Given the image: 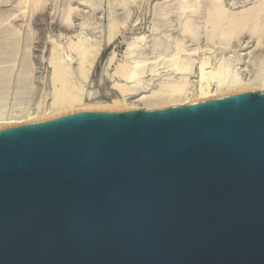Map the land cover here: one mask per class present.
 I'll use <instances>...</instances> for the list:
<instances>
[{"label": "water", "instance_id": "1", "mask_svg": "<svg viewBox=\"0 0 264 264\" xmlns=\"http://www.w3.org/2000/svg\"><path fill=\"white\" fill-rule=\"evenodd\" d=\"M0 264H264V89L0 126Z\"/></svg>", "mask_w": 264, "mask_h": 264}, {"label": "rangeland", "instance_id": "2", "mask_svg": "<svg viewBox=\"0 0 264 264\" xmlns=\"http://www.w3.org/2000/svg\"><path fill=\"white\" fill-rule=\"evenodd\" d=\"M211 3L241 16L244 32L212 34ZM253 19L263 23L264 0H0V121L49 109L57 60L68 64L64 78L81 89L85 103H108L111 81L132 85L136 80L133 85L146 88L141 94H153L154 103L167 102L171 82L178 81L185 89L180 99L195 92L203 73L202 81L209 76L211 85L238 78L258 83L252 90H263L259 83L264 77V33L251 34ZM187 21L199 30L198 37L182 32ZM85 44L98 45L100 51L89 69L79 71L77 46ZM126 62L137 66L138 76L130 83L121 67ZM127 99L126 104L138 103L136 96Z\"/></svg>", "mask_w": 264, "mask_h": 264}, {"label": "bare ground", "instance_id": "3", "mask_svg": "<svg viewBox=\"0 0 264 264\" xmlns=\"http://www.w3.org/2000/svg\"><path fill=\"white\" fill-rule=\"evenodd\" d=\"M214 3V2H213ZM219 3V2H218ZM212 4V3H211ZM213 5V4H212ZM220 4L215 3L211 9H213V17L215 18V21H213V23H211L212 26V30L213 33L212 34H218L223 35V36H230L229 34H234L237 36H240L242 34V31L245 29L244 25H241L243 22L241 20V22H239L240 20H238V18H236L235 16H232L230 14H228V12H226L222 6H219ZM208 7V6H207ZM196 8V7H195ZM209 8V7H208ZM258 8H256L257 10ZM199 10V9H198ZM209 10V9H208ZM254 11V10H253ZM212 12V11H211ZM250 12V11H248ZM262 12V11H261ZM247 13V12H245ZM253 14V13H251ZM258 13L256 12L255 15H257ZM260 14V13H259ZM212 15V14H211ZM246 16V15H245ZM249 16V15H247ZM211 18V17H210ZM247 18V17H246ZM244 18V19H246ZM249 18V17H248ZM255 18V17H254ZM263 20V18H260ZM254 20V19H253ZM259 20V18H258ZM256 20V21H258ZM70 21V20H69ZM245 21V20H244ZM260 22V20H259ZM255 23V20H254ZM254 23L252 22V24L254 25ZM207 24V23H206ZM248 24V22H247ZM251 24V22L249 23ZM256 24V23H255ZM182 25V24H181ZM210 26V25H209ZM198 27V26H197ZM69 29V28H68ZM183 29V33H185L186 35H188L187 37L190 38V36L192 37H198L196 34L199 33L196 28L192 27L190 25V23L187 21L184 24V28ZM252 28H250L251 30ZM197 32V33H196ZM244 32V31H243ZM255 32H258V34H260L262 32V34L264 33V21L263 23H257L256 25H254V28L251 30V34ZM181 33V32H180ZM210 34V33H209ZM250 34V33H248ZM183 35V34H182ZM255 35V34H254ZM183 37V36H182ZM192 37V38H193ZM210 37V36H209ZM221 37V36H220ZM219 37V38H220ZM234 37V36H233ZM143 38V37H142ZM231 38V37H230ZM238 38V37H237ZM196 39V38H195ZM222 39V38H221ZM225 39V38H224ZM194 40V39H193ZM258 40V39H257ZM192 41V40H191ZM71 42V41H70ZM223 42V41H222ZM225 42V41H224ZM54 43V41H53ZM173 43V42H172ZM168 44V43H167ZM174 44V43H173ZM182 44V43H181ZM174 48V47H173ZM177 49V48H176ZM100 51V46L98 45H92V46H88L87 44H85L84 46L80 45L77 46V53H78V69L80 70H87L86 67H88L93 63L94 57L97 56L96 54H98L97 52ZM129 52V50H128ZM187 56V55H186ZM52 57V56H51ZM112 57V56H111ZM110 57V58H111ZM129 57V56H128ZM54 58V57H53ZM184 58V57H183ZM6 59V58H5ZM96 59V58H95ZM209 59V58H208ZM8 60V59H7ZM175 59H173L174 61ZM207 60V59H206ZM132 61V60H131ZM187 61V60H186ZM200 61V60H199ZM219 61V60H218ZM246 61V60H245ZM172 62V61H171ZM206 62V61H205ZM209 62V61H208ZM52 63V62H51ZM54 63V62H53ZM184 63V62H183ZM215 63V62H214ZM220 63V61H219ZM123 66H121L122 68H124V80L127 83H130V80H134L136 78L137 75V71L136 68L137 66L135 64H130L129 62H126L122 64ZM190 65V64H189ZM200 65V72L203 70V62ZM92 66V65H91ZM185 66V65H184ZM191 66V65H190ZM205 66V65H204ZM207 66V65H206ZM209 66V65H208ZM221 66V65H220ZM228 66V65H227ZM120 67V65H119ZM118 67V68H119ZM199 67V66H198ZM68 64H66L64 61H55L54 63V67H53V74L55 76V80H53L54 82H52V88L55 92V94L53 95V99L52 102L49 106V109H47V111L44 112H40V113H27L28 114H21V116H17V117H13L11 120H7V121H0V126H4V125H10V124H15V123H20V122H26V121H31V120H36V119H42V118H47V117H52L55 116L57 114H61V113H65V112H70V111H74V110H85V109H92V108H110V109H126V108H144V109H153V108H159V107H164V106H168V105H182L184 103H187L188 101L192 100V99H196V98H203V97H210V96H218V95H222V94H226V93H230V92H237V91H243V90H252L255 86L257 87V84H253L251 82H242L241 79L239 80L238 78H232L229 79L228 81L224 82V80H218L214 85L208 83L206 78V82L204 81V75L205 73L202 74L201 78L199 77L198 80L200 81V85L198 88H196L195 92H191V95L188 96V94L190 93H186L187 96L185 97H181L180 99L177 97H180L178 95H180L179 93L183 94L182 91V85H180V83L178 82H171L172 86H170L169 92L168 94H171L172 96L168 97V101L167 102H157L154 103V98L152 99V95H143L141 94L142 91H144L143 86L138 87L137 85H133L135 83V81L133 82V84H120L117 81H111V85L110 87V91L107 89V93L109 94L108 96V103L105 104H100V103H85L83 101V95L81 94L79 87H77L76 85L72 84L71 85V81L70 79H68L67 77L64 78V76L66 75V71L68 69ZM86 68V69H85ZM122 68H120L121 72ZM180 68V67H179ZM189 68V67H188ZM211 68V67H210ZM214 68V67H213ZM70 69V68H69ZM182 69V67H181ZM185 69V68H184ZM224 69V68H223ZM171 70V69H170ZM180 70V69H179ZM210 70V69H209ZM215 70V69H214ZM230 70V69H229ZM71 71V70H70ZM75 71V70H73ZM141 71V70H140ZM178 71V70H177ZM220 71V70H219ZM223 71V70H222ZM221 71V73H222ZM187 72V71H186ZM204 72V70L202 71ZM209 72V71H208ZM121 73V74H122ZM143 73V72H142ZM141 73V74H142ZM181 73V72H180ZM214 73V72H213ZM224 73V72H223ZM263 73V72H262ZM52 74V75H53ZM120 74V73H119ZM140 75V73H138ZM187 74V73H186ZM199 74V73H198ZM207 74V73H206ZM225 74V73H224ZM200 75V74H199ZM198 75V76H199ZM214 75V74H213ZM219 75V74H218ZM221 75V74H220ZM226 75V74H225ZM224 75V76H225ZM216 76V75H215ZM223 76V75H222ZM227 76V75H226ZM122 77V78H123ZM188 77V76H187ZM206 77V76H205ZM52 78V77H50ZM71 78V77H70ZM215 78V77H214ZM261 78V77H259ZM181 79V78H180ZM184 79V77H183ZM132 80V81H133ZM203 80V81H202ZM249 80V79H248ZM141 81V80H140ZM215 81V80H214ZM261 83H259V87L264 89V77L260 79ZM259 81V82H260ZM57 82V83H56ZM139 82V81H138ZM255 82V81H254ZM197 83V84H199ZM212 83V82H211ZM101 84V83H100ZM136 84V83H135ZM142 84V83H141ZM183 84V82H182ZM162 85V83H161ZM160 85V86H161ZM164 85V84H163ZM101 86V85H100ZM169 86V85H168ZM184 86V84H183ZM186 86V85H185ZM163 88V87H162ZM165 88V87H164ZM167 88V87H166ZM184 89V88H183ZM105 90V89H104ZM114 90V91H111ZM159 90V89H158ZM185 90V89H184ZM163 91V90H162ZM161 91V92H162ZM52 92V91H51ZM97 91H95L96 93ZM102 92V91H101ZM114 92V93H113ZM156 92V91H155ZM154 92V94H155ZM160 92V93H161ZM99 94V93H97ZM150 94V93H149ZM164 94V93H161ZM102 95H104V97H106L105 95V91L102 92ZM159 95V94H158ZM165 95V94H164ZM132 96H136L135 101H137V104H133L131 102V104H126L125 102H123L125 99H129V97ZM168 96V95H167ZM166 96V97H167ZM100 98V97H99ZM157 98V97H156ZM101 99V98H100ZM127 99V100H128ZM150 99H152L151 101H153V103H151ZM51 100V99H50ZM102 100V99H101ZM157 100V99H156ZM127 102V101H126ZM47 107V106H46ZM44 110V109H43ZM34 111V110H33Z\"/></svg>", "mask_w": 264, "mask_h": 264}]
</instances>
